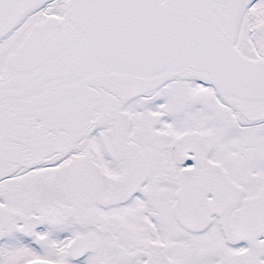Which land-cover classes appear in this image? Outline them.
I'll use <instances>...</instances> for the list:
<instances>
[{
    "label": "snow or ice",
    "instance_id": "1",
    "mask_svg": "<svg viewBox=\"0 0 264 264\" xmlns=\"http://www.w3.org/2000/svg\"><path fill=\"white\" fill-rule=\"evenodd\" d=\"M0 264H264V0H0Z\"/></svg>",
    "mask_w": 264,
    "mask_h": 264
}]
</instances>
